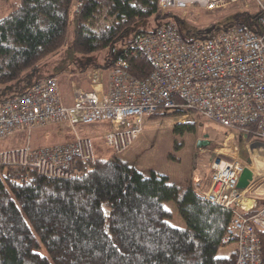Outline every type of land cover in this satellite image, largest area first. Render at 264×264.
<instances>
[{"label": "trees", "instance_id": "trees-1", "mask_svg": "<svg viewBox=\"0 0 264 264\" xmlns=\"http://www.w3.org/2000/svg\"><path fill=\"white\" fill-rule=\"evenodd\" d=\"M158 8V0H0V88L15 86L0 99L20 93L24 76L65 43L70 24L75 43L109 32L82 47L87 52L107 50L95 68L109 70L118 57H123L131 74L145 78L152 67L131 44L138 33L149 28L111 31L149 15L156 16L158 22ZM256 16L249 17V23ZM176 19L181 25L183 20ZM239 23L236 18L233 24ZM128 33L130 38H126ZM182 34L190 40L206 36ZM119 41L126 48L113 54L112 48ZM106 124L104 133L110 127L109 122ZM185 130H195V123H174L173 132ZM244 138L254 136L247 133ZM179 145L175 142L174 146ZM123 152L113 151L108 158L94 153V163L77 160L68 178L45 177L32 171L20 182L11 175L13 168L1 167L0 264H236L237 247L226 256L217 255L219 247L234 241L226 235L233 212L209 202L202 194L210 184L211 157L196 183L188 177L179 184L166 173L151 170L143 174L118 155ZM167 201H174L185 227L169 223ZM257 233L258 264H264V230Z\"/></svg>", "mask_w": 264, "mask_h": 264}, {"label": "built area", "instance_id": "built-area-1", "mask_svg": "<svg viewBox=\"0 0 264 264\" xmlns=\"http://www.w3.org/2000/svg\"><path fill=\"white\" fill-rule=\"evenodd\" d=\"M237 1L158 0L160 20L152 29L138 33L131 44L152 67L143 79L131 74L126 59L118 57L106 73V89L99 78L102 71L95 68L86 76L90 90L57 74L0 99V139L27 136L26 143L0 150V168H13L11 175L20 182L32 171L68 178L77 160L95 161L92 141L76 132L77 124L109 122L104 141L113 151L123 152L142 131L145 115L161 110H194L225 129L264 140V0H254L259 9L252 26L233 24L202 38L186 39L176 19L184 23L190 14L224 9ZM64 77L69 97L62 85ZM50 123L74 131V140L31 144L29 136ZM245 166L239 158H216L210 185L202 194L233 212L226 235L236 243V264H258L257 231L264 230V205L244 214L253 207L243 201L245 189L237 187Z\"/></svg>", "mask_w": 264, "mask_h": 264}, {"label": "rangeland", "instance_id": "rangeland-1", "mask_svg": "<svg viewBox=\"0 0 264 264\" xmlns=\"http://www.w3.org/2000/svg\"><path fill=\"white\" fill-rule=\"evenodd\" d=\"M258 9L259 8L254 0H239L224 9L199 11L190 14L184 18V23L180 25V29L184 34L187 32L195 33L197 29L204 28L210 24H216L218 27L214 29V34L218 33V31H220L225 25H233L236 18H238L239 22L252 26V24L249 23L248 18L257 15ZM177 14H183V11H178ZM156 24V16L149 15L144 18L136 19L133 22L131 21L130 23H122L111 32H121L125 29L129 32L140 26L150 28L154 27ZM72 29V25L70 24L66 34L65 43L59 47V50L56 53L49 55V57L39 62L38 68H33L32 72H29L24 76L20 83V92L24 90L22 88L26 87L25 84L29 78H33L35 75L36 77L41 76L43 73H46L45 76L49 73L62 74L73 80L76 85L79 86L77 79L78 75L82 74L81 72L85 73L88 70L91 72L96 64L103 62L107 50L101 49L87 52L83 51L82 47L88 46L93 41L97 40L99 37L105 36L109 32L105 34L103 33V35L92 40L75 43ZM130 37L131 34L128 33L126 38ZM125 48L126 45L119 41L112 48L113 54H118ZM100 70L102 71L99 77L100 80H106V73L108 70ZM65 77L62 79V85L65 90H68V83L65 81ZM85 78L89 81L86 76ZM30 85L31 84L26 88ZM13 87L15 86H12V88ZM8 93H10V91L0 88V98ZM170 111L171 110H161V112H158L156 115H145L142 131L134 141L127 155L124 154L125 152L118 153V155L122 158L125 157L124 159L134 165L137 162L140 163L142 167L139 169L145 175H148L151 170H154L156 172L172 175L173 178L171 177V180H179L185 172L187 173V176H193V178H195L199 168L201 167L204 169L211 156L210 153H206V145L197 146V143L200 140L207 139L209 143L214 144V146H223L222 150H217V152L208 149V151L213 154L211 164L216 158H224V156L231 157L227 159L239 158L247 165L252 163L251 165L255 167L256 171L255 188L260 189V186L264 185V140L258 138L245 140L242 133L236 131L231 132L229 129H224L220 125L205 119L196 111L191 110L182 115L170 113ZM180 120H183L181 122L193 121L195 123V130H185L183 133L173 132L174 123L180 122ZM200 123L201 126H199ZM107 127L106 121H98L87 124H77L75 129L80 136L91 138L96 156L100 158H108L113 150L105 144L103 139L104 130ZM228 133H231L232 135L230 134L231 138L226 139V134ZM74 135V131L69 128L61 124L50 123L45 129L33 132L29 136V139L33 145H48L61 142H71L74 140ZM26 142V135L16 134L5 139H0V150L20 146ZM175 142L180 143V145L174 146ZM199 151H204L205 153ZM220 153L224 154V156ZM164 205L171 212V217L168 219L169 223L173 226L185 227L186 223L178 213L174 201H167ZM235 248L236 243L234 241L228 242L219 247L217 255L226 256ZM40 252L44 253V250L41 248Z\"/></svg>", "mask_w": 264, "mask_h": 264}, {"label": "crops", "instance_id": "crops-1", "mask_svg": "<svg viewBox=\"0 0 264 264\" xmlns=\"http://www.w3.org/2000/svg\"><path fill=\"white\" fill-rule=\"evenodd\" d=\"M137 19H139V18H137ZM134 20H136V19H134ZM134 20H132V22L134 21ZM131 21H129V22H127V23H130ZM39 66V65H38ZM38 68V67H37ZM32 72V71H31ZM35 74V73H34ZM34 74H33V76H34ZM50 74V73H49ZM45 75H46V73H43L41 76H37L36 77V75H35V77H33V78H29L28 79V81H27V83L25 84V86L27 87L29 84H32V83H34V82H37L38 80H40V79H42L43 77H45ZM80 76H82V77H80ZM79 77H80V79H79ZM78 83H79V86L81 87V88H83L84 90H90V89H92V86L90 85V82L85 78V76L83 75V73L82 74H79L78 75ZM25 87V88H26ZM102 87L104 88V89H106V87H107V78H106V80L104 79L103 80V82H102ZM25 88H22V89H25ZM66 93H67V96L69 97V93H68V90L66 89ZM181 121H183V120H180V122ZM49 125V124H48ZM222 127V126H221ZM230 134L231 133H228V134H226V139H228V138H231V136H230ZM234 134V133H233ZM232 135V134H231ZM229 136V137H228ZM230 140V139H229ZM61 143H64V142H61ZM133 143H134V141H133ZM133 143L131 144V146L125 151V153L124 154H126L127 155V153L129 152V150L131 149V147H132V145H133ZM206 150H207V154H211V159H212V152H209L208 151V149H211V150H213V151H216L217 152V150H222V148H223V146H221V145H215L214 146V144H211V143H209L208 145H206ZM228 148V147H227ZM232 148V147H231ZM231 148H230V150H231ZM199 152H202V151H199ZM204 152V151H203ZM202 152V153H203ZM205 153V152H204ZM237 153V152H236ZM235 153V154H236ZM123 154V155H124ZM221 154V153H220ZM234 154V155H235ZM222 156H224V154H221ZM125 156V155H124ZM228 156V155H227ZM125 158V157H124ZM227 158H231V157H227ZM250 165V168H251V170H252V172H253V180H252V182L250 183L249 182V184H248V186H247V188L245 189V194L243 195V201H245V202H248V205H251V206H253L251 209H260L263 205H264V185L263 186H260V189H257V188H255V186H254V184H255V182H256V171H255V167H253L251 164L252 163H249ZM135 166L137 167V168H141L142 167V165L140 164V163H136L135 164ZM210 172H211V169H210ZM191 173V172H190ZM201 167L199 168V170H198V172L196 173V177L195 178H193V176H187V173L185 172L182 176H181V178L179 179V180H172V181H174V182H177V183H179V184H182V183H184L185 182V179H187L188 177H192V179H193V182L194 183H196L197 181H198V179L201 177ZM167 175H169V177L171 178H173V176L172 175H170V174H167ZM211 181V173H210V180H209V182ZM254 186V187H253ZM263 203V204H262Z\"/></svg>", "mask_w": 264, "mask_h": 264}, {"label": "water", "instance_id": "water-1", "mask_svg": "<svg viewBox=\"0 0 264 264\" xmlns=\"http://www.w3.org/2000/svg\"><path fill=\"white\" fill-rule=\"evenodd\" d=\"M181 24H183V21L181 22ZM215 29V25L214 24H211V25H208L204 28H201V29H198L196 31V33L198 35L200 34H204V35H209L211 34ZM13 88L12 87H6L4 88V90H8V91H11ZM201 126V123L199 124ZM209 144V141L207 139H202L200 140L198 143H197V146H205V145H208ZM253 178V172L250 168H248L247 166H245L239 177H238V180H237V187L241 190H244L247 188L248 184H249V181Z\"/></svg>", "mask_w": 264, "mask_h": 264}, {"label": "bare ground", "instance_id": "bare-ground-1", "mask_svg": "<svg viewBox=\"0 0 264 264\" xmlns=\"http://www.w3.org/2000/svg\"><path fill=\"white\" fill-rule=\"evenodd\" d=\"M224 159H227V157H226V156H224ZM247 167H248V168H250V166H249V165H248ZM250 169H251V168H250ZM252 179H253V178H252ZM252 179H251V180H252ZM251 180H250V181H251ZM250 181H249V182H250ZM257 235H258V233H257Z\"/></svg>", "mask_w": 264, "mask_h": 264}]
</instances>
